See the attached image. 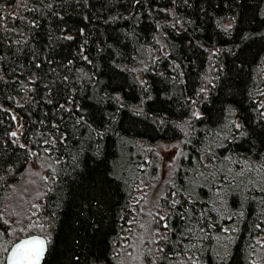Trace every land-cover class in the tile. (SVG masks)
Returning <instances> with one entry per match:
<instances>
[{
	"label": "trees",
	"instance_id": "1",
	"mask_svg": "<svg viewBox=\"0 0 264 264\" xmlns=\"http://www.w3.org/2000/svg\"><path fill=\"white\" fill-rule=\"evenodd\" d=\"M171 143L147 263L264 264V0H0V248L117 264Z\"/></svg>",
	"mask_w": 264,
	"mask_h": 264
},
{
	"label": "rangeland",
	"instance_id": "2",
	"mask_svg": "<svg viewBox=\"0 0 264 264\" xmlns=\"http://www.w3.org/2000/svg\"><path fill=\"white\" fill-rule=\"evenodd\" d=\"M12 133H16L14 137H19L18 125ZM155 151L158 154L156 175L151 179H141L136 194L138 220L134 231L127 237V241L120 246L117 252V264H154L147 263L146 257L151 254L152 250L157 249L153 237L154 218L158 213L156 202L164 185L171 179L178 158L181 155V147L180 143L163 144L158 145ZM37 187H40L42 191L39 182L33 177L27 180L26 185L23 187L31 208H35L40 200L41 193L35 192ZM3 251L4 249L0 248V260L5 259L7 251Z\"/></svg>",
	"mask_w": 264,
	"mask_h": 264
},
{
	"label": "snow or ice",
	"instance_id": "3",
	"mask_svg": "<svg viewBox=\"0 0 264 264\" xmlns=\"http://www.w3.org/2000/svg\"><path fill=\"white\" fill-rule=\"evenodd\" d=\"M12 135L15 136L16 133ZM160 219L164 220L165 217L161 216ZM164 227H167V224ZM5 251H8L9 255L0 260V264H42L47 251V241L40 236L27 235Z\"/></svg>",
	"mask_w": 264,
	"mask_h": 264
},
{
	"label": "water",
	"instance_id": "4",
	"mask_svg": "<svg viewBox=\"0 0 264 264\" xmlns=\"http://www.w3.org/2000/svg\"><path fill=\"white\" fill-rule=\"evenodd\" d=\"M32 236H40V235H35V234H32ZM25 237V236H24ZM24 237H22V238H24ZM41 238H44V237H42V236H40ZM22 238H20V239H22ZM19 239V240H20ZM45 239V238H44ZM19 240H17L16 242H18ZM16 242H14L8 249H11L12 247H13V245L16 243ZM47 248H48V246H47ZM47 252V251H46ZM9 255V252L7 251L6 252V254H5V258L7 257ZM45 255H46V253H45ZM42 263H43V261H42Z\"/></svg>",
	"mask_w": 264,
	"mask_h": 264
}]
</instances>
